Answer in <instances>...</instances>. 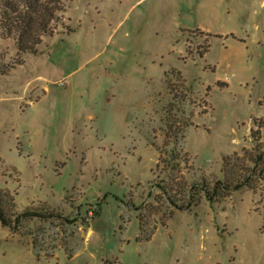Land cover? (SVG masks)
Returning a JSON list of instances; mask_svg holds the SVG:
<instances>
[{
    "label": "rangeland",
    "instance_id": "rangeland-1",
    "mask_svg": "<svg viewBox=\"0 0 264 264\" xmlns=\"http://www.w3.org/2000/svg\"><path fill=\"white\" fill-rule=\"evenodd\" d=\"M62 4L36 52L0 30V189L44 214L0 264H264V0ZM234 154L253 187L172 203Z\"/></svg>",
    "mask_w": 264,
    "mask_h": 264
},
{
    "label": "trees",
    "instance_id": "trees-1",
    "mask_svg": "<svg viewBox=\"0 0 264 264\" xmlns=\"http://www.w3.org/2000/svg\"><path fill=\"white\" fill-rule=\"evenodd\" d=\"M62 9V0H2L0 30L4 35H15L19 51L36 52L43 37L54 33L59 18L58 13ZM262 153L259 152L254 159L251 158L255 165L262 159ZM165 166L167 170L168 168L172 170L168 177L167 186L164 184L165 188L170 191L185 192L187 183L179 172L178 163L172 159L165 160ZM250 170L243 166L241 156L237 154L226 156L223 158L221 168L223 177L218 179L210 190L200 188V184H192L188 189L187 200L177 203L171 198V201L177 208L189 209L198 202L201 190L205 192L209 201H214L222 199L232 191L245 186L253 187L254 178ZM255 174L256 172H254ZM171 182L174 184H170ZM13 206H15L14 195L8 190L0 189V222L2 225L12 224L13 228L16 229L22 219L44 215L27 207L11 217L8 212L10 213Z\"/></svg>",
    "mask_w": 264,
    "mask_h": 264
}]
</instances>
